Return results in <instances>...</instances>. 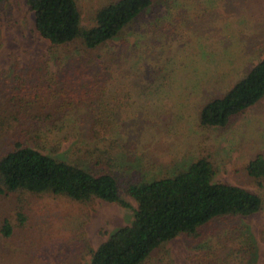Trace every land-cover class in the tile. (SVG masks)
Listing matches in <instances>:
<instances>
[{
	"label": "trees",
	"instance_id": "1",
	"mask_svg": "<svg viewBox=\"0 0 264 264\" xmlns=\"http://www.w3.org/2000/svg\"><path fill=\"white\" fill-rule=\"evenodd\" d=\"M154 1L107 3L96 10L92 25L83 26L77 0H26L35 30L48 44V54L30 60L26 73L18 62L10 71L0 70V196L52 195L89 205L99 200L128 208L120 196L125 182L127 194L137 204L131 225L117 229L96 249H90L87 264H143L155 250L179 236L201 241L198 245L208 244L205 239L218 232L215 222L251 216L264 205L262 197L247 188L215 181L216 166L205 155L168 175L132 180L141 164L137 162L129 172L133 160L127 158L128 143L119 146L114 136H120V126L128 123L126 107L139 103L163 67L155 62L141 72L133 62L127 64L122 60L125 42L120 55L113 51L112 58L102 50L112 40L135 35ZM176 37L174 30L154 29L145 41L147 50L156 55L158 41ZM138 57L142 58L140 67L147 65L143 54ZM263 99L264 57L225 95L210 99L199 109V127L227 129ZM69 116L75 118L78 129H57ZM138 118V127H145L148 115L140 110ZM18 122H23L20 127L30 125L11 136ZM35 139L53 144L50 147L56 151L65 143L70 145L69 152L78 142L87 144V154L76 160L63 152L52 156L42 152ZM117 161L123 162L121 166ZM245 170L262 187L264 152L257 153ZM125 176H130L127 182ZM20 211L18 227L27 220ZM17 225L5 218L1 236L11 238ZM78 235L83 237L84 232ZM205 263L201 258L197 264Z\"/></svg>",
	"mask_w": 264,
	"mask_h": 264
},
{
	"label": "rangeland",
	"instance_id": "2",
	"mask_svg": "<svg viewBox=\"0 0 264 264\" xmlns=\"http://www.w3.org/2000/svg\"><path fill=\"white\" fill-rule=\"evenodd\" d=\"M113 1L77 0L82 25H92L96 10ZM154 29L178 34L158 41L156 55L145 43ZM0 30V70L10 71L18 62L26 73L30 60L48 54V44L35 30L26 0H0ZM129 34L109 42L103 54L110 57L118 51L120 55L125 42L121 56L127 64L133 62L141 72L155 62L158 68L163 67L139 103L126 107L128 123L120 126V136H114L119 146L128 143L127 158L133 160L129 172L137 162L141 164L132 180L168 175L196 156L205 155L216 166L215 181L247 188L264 202V182L259 186L245 170L257 153L264 152V99L227 129L206 130L198 124L199 109L210 99L225 95L264 57V0H169V4L155 0L137 25L136 34ZM139 53L146 57L143 67ZM135 55V59L130 58ZM140 110L148 115L145 127H138ZM22 123L14 124L11 136H18L30 125L20 127ZM56 127L78 129L72 116ZM36 141L42 152L52 156L63 152L76 160L87 154V144L80 142L69 152L68 143L56 151L50 147L53 144ZM130 176H125L126 182ZM125 185L123 182L120 196L128 208L99 200L89 205L52 195L0 196V225L5 218L17 225L20 210L27 216L11 238L0 234V264H87L90 249L133 222L137 204ZM213 227L218 232L205 239L208 244L198 245L201 241L179 236L155 250L143 264H197L201 258L205 264H264V205L256 214L226 218ZM79 231L84 232L83 237Z\"/></svg>",
	"mask_w": 264,
	"mask_h": 264
}]
</instances>
